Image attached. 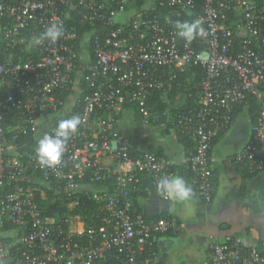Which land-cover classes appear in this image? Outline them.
I'll return each instance as SVG.
<instances>
[{"label": "built area", "instance_id": "2783aa9c", "mask_svg": "<svg viewBox=\"0 0 264 264\" xmlns=\"http://www.w3.org/2000/svg\"><path fill=\"white\" fill-rule=\"evenodd\" d=\"M151 11L156 12L150 16ZM196 19L205 35L187 43L177 36L175 22ZM73 20L94 27L84 35L85 46ZM51 23L63 25L55 43L31 40L27 59L13 60L25 41L23 32L33 39ZM0 40L7 52L0 54V228L8 226L0 231V264L154 263L157 236L177 234L182 225L173 216L146 218L135 208L133 193L143 177L156 183L173 172L156 153L131 155L115 113L128 103L147 119L150 96L170 90L189 66L203 69L200 94L176 123L193 140L184 169L198 195L206 203L212 200L213 141L249 97L259 105L252 136L228 161L250 174L264 169V0H147L139 7L137 0H0ZM78 80L86 83L75 101L82 95L76 114L81 124L70 135L61 164L41 168L37 140L63 119L64 95L73 94ZM112 169L115 192L108 193L105 185L94 188ZM38 172L48 182L58 181L70 208L77 204L74 192L93 191L105 212L98 232L80 238L79 215H45L35 196L39 188L32 185ZM210 248L203 264H264V239L244 249L227 236L212 240Z\"/></svg>", "mask_w": 264, "mask_h": 264}, {"label": "crops", "instance_id": "0c3cea01", "mask_svg": "<svg viewBox=\"0 0 264 264\" xmlns=\"http://www.w3.org/2000/svg\"><path fill=\"white\" fill-rule=\"evenodd\" d=\"M75 84V91L67 100L68 106L66 102L62 109L63 114L71 112L78 97L81 80ZM242 112L213 143L214 193L209 203L198 195L184 169L193 147L180 143L167 114H155L150 121H136L124 111L117 119L116 128L121 135L130 137L139 152L150 149L162 152L172 165L173 175L183 177L191 190V196L184 200L162 198L156 194L155 181L145 176L134 191L133 204L146 218L173 216L182 225L177 234L157 236L158 257L153 264H203L210 257L215 238L223 240L231 236L244 249L256 248L264 239V169L250 174L245 166L228 161L252 136V120L246 112L242 117ZM42 125L40 127L44 128ZM38 136L39 132L34 138ZM261 154L264 158V148Z\"/></svg>", "mask_w": 264, "mask_h": 264}, {"label": "trees", "instance_id": "16d2710c", "mask_svg": "<svg viewBox=\"0 0 264 264\" xmlns=\"http://www.w3.org/2000/svg\"><path fill=\"white\" fill-rule=\"evenodd\" d=\"M147 0H137V6H142ZM156 11H151L150 16L155 14ZM75 18V17H74ZM75 24L77 28V35L78 39L83 37L86 33L90 32L94 27L90 26L89 24L81 25L75 20L69 21ZM95 29L99 32L101 28L96 26ZM21 35L25 36V41L20 42L14 52L17 54L13 57V60H26L30 50L26 49L27 42H30L31 34L30 32H23ZM4 43L0 40V54L1 57H6L7 52H4ZM91 51V48H90ZM203 75V69L199 65H192L187 68L185 72L179 73L177 76V80L175 84H173L170 90H163L154 92L150 98L148 99V105L151 108L150 116L147 119H144L142 114L138 111L135 105L133 104H125L122 108L115 113L116 119H118L121 114L125 111L130 113L136 121L140 120H148L150 121L153 115H163L167 114L169 120L172 121L173 126L176 129L177 137L180 143L184 146L193 147V140L189 138L186 134L182 132V130L178 127L176 120L177 115L180 113L186 112L188 109L195 106L196 101L200 94V81ZM86 83L84 80H81V87H85ZM72 94V91H68L64 95V99H67ZM82 99V95L78 98V102L73 105V108L70 113L62 115L63 119L70 118L77 114L79 111L80 101ZM259 110V105L256 100L252 97H249L247 102L241 105H238L233 113V118L240 112L245 111L249 118L252 120V123L256 121L257 112ZM216 139V138H215ZM214 139V141H215ZM130 143V151L131 155L136 157L140 156L143 152H139L134 144L132 143L133 140L128 137ZM213 141V143H214ZM35 143L31 144L33 147ZM152 153H156L160 157L167 160L162 152L156 149H150ZM194 152H191V154ZM247 169V167H245ZM111 171H106L105 176L102 179L101 183H93L94 188H101L105 185V189L108 193H114L116 190L115 185V174ZM169 170L172 172V165L169 164ZM248 171V169H247ZM188 172L190 179L191 173ZM36 182H32L33 186L39 188L38 191H35V196L37 201L43 206V211L45 215L55 217L57 219H62L66 215H79L81 217V221L84 225V233L80 236V238H85L88 231L94 230L98 232L100 227H102L105 218V212L103 210V203L98 202L92 198L93 191H76L73 193V196L77 198V204L70 208L69 203L71 202L70 199L67 198L65 189L58 187V181L51 177L48 180H45L40 172L35 174ZM25 183V182H24ZM36 183V184H35ZM96 189V190H97ZM41 192H43L44 198H42ZM136 208V207H135ZM137 209V208H136ZM138 210V209H137ZM139 211V210H138ZM8 226H4L0 228V231H7Z\"/></svg>", "mask_w": 264, "mask_h": 264}, {"label": "clouds", "instance_id": "9594fccd", "mask_svg": "<svg viewBox=\"0 0 264 264\" xmlns=\"http://www.w3.org/2000/svg\"><path fill=\"white\" fill-rule=\"evenodd\" d=\"M201 21L175 22L176 34L187 43H191L197 36H204L205 32ZM63 34L62 23H51L42 33L34 36L32 43L41 45L45 41L55 43ZM81 124V118L74 115L71 118L60 119L51 133L41 135L36 143L35 156L41 168H55L61 164L65 152L66 143L72 133H75ZM156 194L167 196L173 200H184L191 196L185 179L172 175L159 179L155 184Z\"/></svg>", "mask_w": 264, "mask_h": 264}, {"label": "rangeland", "instance_id": "374dc122", "mask_svg": "<svg viewBox=\"0 0 264 264\" xmlns=\"http://www.w3.org/2000/svg\"><path fill=\"white\" fill-rule=\"evenodd\" d=\"M87 37H88V36H84V38H83V40H82V43H83L84 46H85L86 43H87ZM66 106H68V102H67ZM245 115H246V113H245V111H243L242 114H241V116H242V117H245Z\"/></svg>", "mask_w": 264, "mask_h": 264}]
</instances>
